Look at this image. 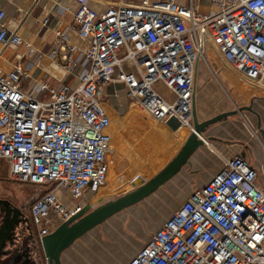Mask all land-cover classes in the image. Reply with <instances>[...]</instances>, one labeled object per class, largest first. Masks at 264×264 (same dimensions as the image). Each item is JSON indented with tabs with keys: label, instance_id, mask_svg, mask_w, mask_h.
I'll return each instance as SVG.
<instances>
[{
	"label": "built area",
	"instance_id": "obj_1",
	"mask_svg": "<svg viewBox=\"0 0 264 264\" xmlns=\"http://www.w3.org/2000/svg\"><path fill=\"white\" fill-rule=\"evenodd\" d=\"M4 16L0 10V44L25 43L6 28ZM72 22L88 41L76 83L43 82L37 96L22 86L28 73L21 63L0 71V159L11 180L50 184L74 200L102 186L111 142L104 88L110 84L155 121L175 118L191 131L196 65L204 64L223 86L210 65V48L237 76L264 90V0H115L103 11L86 0ZM54 33L72 69L74 46L59 29ZM161 87L174 99L162 96ZM257 175L241 155L226 159L126 264H264V187ZM55 189L30 207L39 243L49 223L58 226L82 207L67 208Z\"/></svg>",
	"mask_w": 264,
	"mask_h": 264
},
{
	"label": "rangeland",
	"instance_id": "obj_2",
	"mask_svg": "<svg viewBox=\"0 0 264 264\" xmlns=\"http://www.w3.org/2000/svg\"><path fill=\"white\" fill-rule=\"evenodd\" d=\"M179 2L186 4L187 0H179ZM204 6H206V4ZM208 56L210 65L215 68L223 83V86L217 84V82L211 78V74L205 69L204 64H201L202 70L207 73V77L201 78V85L205 86L208 81L213 82L215 85L210 95L207 94L200 98V100L203 101L201 105L211 111L208 115L211 114L212 116L218 108H230L229 110H231V108L236 109L241 106L250 105L251 96L253 97L258 92H260L261 95L258 93L257 98L264 99L263 88L256 90L257 85L254 86V83L249 81L245 82L241 80V78L233 75L230 71L231 68L226 66L222 59L215 54L211 48ZM198 65L200 66L199 63ZM196 75H201V71H197ZM159 91L166 99H174V95H168L165 88L161 87ZM202 93L204 94V89L200 91L198 97L202 95ZM203 97L208 98L203 99ZM258 100L259 99L255 101ZM262 105L263 104L260 105L259 109H261ZM104 106L107 108L109 115L111 112V117L116 118L117 124L122 122L120 129L123 136L128 139L129 142L135 143L136 147L128 145L124 138H119L120 136L115 138V144L111 146L110 150L109 176L108 178L106 176L105 182H103L104 184L96 191L89 192L90 207H95L106 201L114 200L133 190L135 187L132 185V181L138 176H141L144 180H148L153 175L157 174L176 154L179 148L178 144L180 145L183 135L190 131L187 127L185 133L169 136L170 130L161 122H158L160 123L159 128H155L156 130L158 129V131L151 128L152 117L148 113L141 111L142 109H139L134 102L129 100L125 96L123 89L117 84H110L104 88ZM199 106L197 108H199ZM135 111L139 113L136 114ZM142 114L147 120L141 118ZM238 115L235 116L241 120L243 126L245 123L256 132V134H253L248 127L246 128L244 126L246 130L250 132L251 138L256 142H259L258 138L264 142V137L261 136L260 130L256 124L255 116L248 111H242L241 114ZM146 121L150 124H147ZM261 122L263 124L260 123V128L263 129L264 118H262ZM115 125L116 123L113 122L112 130ZM137 148L147 156H151L154 152L155 155H153V158H151L148 163L139 156ZM106 161L107 169L109 164L108 156ZM114 162H117L118 169L117 172L114 170L113 173L119 172L121 173L120 176L117 174L111 176L113 170L112 164H114ZM138 169L142 170L139 171ZM110 180L114 181V184H118L110 187ZM172 180V178L168 179L154 193L144 198L142 201L118 212L83 235L71 247L63 252L62 263L126 264L135 255L138 249L143 246L149 236L196 187L192 185V188L189 190L190 186L173 184ZM50 189H54L50 184L34 185L11 180L8 177L7 163L0 159V197L4 198V200L6 199L18 207L20 205H28L30 209L32 202L44 191ZM187 189L189 192L188 194H186ZM98 191H102L100 195H104L98 196ZM96 199L101 200V202H98ZM47 226L50 232L57 227L52 223H49ZM20 230L22 229H17V234L23 235V232ZM41 253L42 264H47L42 249ZM0 264H11L10 256H1Z\"/></svg>",
	"mask_w": 264,
	"mask_h": 264
},
{
	"label": "crops",
	"instance_id": "obj_3",
	"mask_svg": "<svg viewBox=\"0 0 264 264\" xmlns=\"http://www.w3.org/2000/svg\"><path fill=\"white\" fill-rule=\"evenodd\" d=\"M82 1L86 0H0V10L4 11L5 14L3 18L4 25L8 30L17 32L23 41L29 44V46L25 43L5 46L0 44V71H9L13 68L15 63H21L28 73V76L22 79V86L25 91H32L36 93L37 96L41 95L38 93V88L43 82H47L54 87L60 86L62 83L66 82L76 83V74L80 72L78 59L81 58V51L84 50L88 44V41L80 36L72 22L73 12ZM87 1L95 10L103 11L115 0ZM138 1L139 0H125V2L128 3H136ZM44 18H47L46 23L43 22ZM57 29H59L65 36L64 38L68 40L67 44L75 48L72 59L75 60L76 65L73 66L72 69L71 67L67 69L68 62L64 58L66 51L59 49L56 44L54 32ZM197 71H201V75L195 74L193 105L195 107L198 122H203L222 112L234 110V108H231V110H229L230 108H218L212 116L211 114L208 115L211 111L201 105L203 101L200 100V98L207 94L210 95L215 85L213 82L209 81L208 83L205 82L207 86L201 85V78L207 77V73L202 70L201 64L200 66L198 64L196 65V72ZM202 89H204V94L202 93V95L198 97ZM258 93L261 95L260 92ZM257 94H255L256 96H251V99L258 97ZM206 98L208 97H203V99ZM257 99L259 100L250 103L251 106L249 105V107L251 110L248 112L255 116L258 126V123H262L261 120L264 118V99ZM261 104L263 105L261 109H259ZM198 106L199 108H197ZM135 112L136 114L139 113L138 111ZM238 114L240 115V113ZM141 118L147 120L143 114ZM146 122L150 124L148 121ZM151 122V128H159L160 123L155 122L153 119ZM244 126L247 128L245 123ZM244 126L241 120L233 115L223 118L207 127L202 134L204 144L189 157L188 162L172 177L173 184L188 185L190 186L189 190L192 188V185L196 186L195 188L202 186L215 172L222 168L226 159H230L235 155H241L250 167L257 171V185L259 187H264V142L263 146L259 142H256L251 138L250 132L247 131ZM156 131H158V129ZM185 132L186 127H180L176 131L170 130L169 136ZM189 134L190 131L183 135L180 145L178 144L179 148ZM117 136H120L119 138H124L128 145L136 147L135 143L129 142V140L123 136L121 130L118 131ZM137 152L139 156L148 163L150 159L153 158V155H155L154 152L151 156H147L145 153L139 151L138 148ZM147 162L145 163L148 164ZM112 167L111 176H115L116 174L120 176L121 173H115L118 169L117 162H114ZM114 170L115 172L113 173ZM138 170L141 171L142 169ZM109 184L110 187H112L118 183L114 184V181L110 180ZM90 191L91 190L87 189L78 200L72 199L68 193L62 189H55L54 194L67 208L73 209L76 205L83 207L91 203L89 201ZM188 193L187 189L186 194Z\"/></svg>",
	"mask_w": 264,
	"mask_h": 264
},
{
	"label": "water",
	"instance_id": "obj_4",
	"mask_svg": "<svg viewBox=\"0 0 264 264\" xmlns=\"http://www.w3.org/2000/svg\"><path fill=\"white\" fill-rule=\"evenodd\" d=\"M255 99H257V97L251 99L250 103L255 101ZM249 110H251L249 105L241 106L237 109L217 114L203 122H198L195 107L193 105L192 130L190 131V134L187 136L186 140L173 158L157 174L153 175L148 180H144L141 176H138L132 181V185L135 188L114 200L106 201L95 207L84 205L78 212L60 223L50 233L40 238V247L44 253L47 264H63V252L71 247L83 235L118 212L142 201L144 198L154 193L168 179L175 176L188 162L189 157L204 144L202 134L207 127L223 118ZM165 125L171 130H176L180 127L179 122L175 118H171L165 123ZM258 128L260 129L262 137H264V130L260 128V123H258ZM1 205L3 206L2 210L5 212V215L3 226L1 225L0 228V257L9 254V252L3 250V248L5 247V239L7 235L11 237L10 230L14 225L25 223L24 218H16L19 215L18 209L12 219L8 218L10 210H8L7 207L9 208V201L0 199V206Z\"/></svg>",
	"mask_w": 264,
	"mask_h": 264
},
{
	"label": "flooded vegetation",
	"instance_id": "obj_5",
	"mask_svg": "<svg viewBox=\"0 0 264 264\" xmlns=\"http://www.w3.org/2000/svg\"><path fill=\"white\" fill-rule=\"evenodd\" d=\"M2 208L3 206L1 205L0 228L1 225L3 226V219L5 215V212L2 210ZM7 209L10 210L8 218L12 219L18 209L19 215L16 218L25 219V223H19L18 225H14V227L10 230L11 237L7 235L5 239V247L3 248V250H7L9 252V254L6 256H10V263L42 264V253L40 243L37 237V227L32 221L28 205H20L18 207L17 205H13L11 202H9V208L7 207ZM19 228L22 229L20 231L23 232V235L17 234V229Z\"/></svg>",
	"mask_w": 264,
	"mask_h": 264
},
{
	"label": "bare ground",
	"instance_id": "obj_6",
	"mask_svg": "<svg viewBox=\"0 0 264 264\" xmlns=\"http://www.w3.org/2000/svg\"><path fill=\"white\" fill-rule=\"evenodd\" d=\"M231 71V70H230ZM231 73L233 74V75H235V76H237L234 72H232L231 71ZM237 77H239V76H237ZM239 78H241V77H239ZM241 80H243V81H247V80H245V79H243V78H241ZM254 85L256 86L257 85V89L256 90H258L259 88H261L260 86V84H255L254 83ZM263 87V86H262ZM263 91V90H262ZM104 103V102H103ZM105 107V106H104ZM105 109H106V111H107V108L105 107ZM139 109H141V108H139ZM111 111V110H110ZM141 111H143V112H146V113H148L147 111H145V110H141ZM107 113H108V111H107ZM108 115H109V113H108ZM109 117H110V127H109V129H110V133H111V142H110V147H109V149H108V151H107V156H108V161H109V164H108V167H107V169H106V173H105V175L107 176V178H108V173H109V168H110V157H111V152H110V150H111V146H113V144H115V138L117 137V133H118V131H120L121 129V126H122V122H120V123H118L117 124V121H116V118H114V117H111V112H110V115H109ZM112 119H113V122H115L116 123V127L114 126V128H113V130H112ZM153 119V118H152ZM154 120V119H153ZM155 121V120H154ZM156 122V121H155ZM164 124V123H163ZM165 125V124H164ZM165 127H167L166 125H165ZM180 127H186V126H180ZM179 127V128H180ZM168 128V127H167ZM187 128V127H186ZM169 130H171L170 128H168ZM178 129V128H177ZM176 129V130H177ZM112 130V131H111ZM176 130H171V131H176ZM113 133H114V135H113ZM112 135H113V141H114V143H113V141H112ZM122 187V186H121ZM120 188V187H119ZM100 193H102V191H98V196H103L104 194H101L100 195ZM98 202H101V200H99V199H96ZM91 204V203H90ZM131 246V245H130Z\"/></svg>",
	"mask_w": 264,
	"mask_h": 264
},
{
	"label": "trees",
	"instance_id": "obj_7",
	"mask_svg": "<svg viewBox=\"0 0 264 264\" xmlns=\"http://www.w3.org/2000/svg\"><path fill=\"white\" fill-rule=\"evenodd\" d=\"M51 186H53V185H51ZM46 191H47V190H46ZM46 191H44V192H46ZM44 192H43V193H44ZM43 193H42V194H43ZM42 194H41V195H42ZM32 203H33V202H32Z\"/></svg>",
	"mask_w": 264,
	"mask_h": 264
}]
</instances>
